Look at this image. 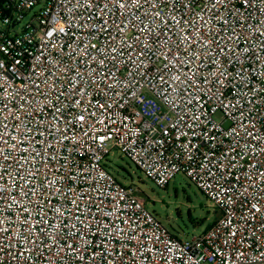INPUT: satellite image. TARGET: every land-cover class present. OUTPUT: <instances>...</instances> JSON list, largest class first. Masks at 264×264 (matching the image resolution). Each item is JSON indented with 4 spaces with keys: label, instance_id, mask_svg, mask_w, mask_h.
I'll return each mask as SVG.
<instances>
[{
    "label": "built area",
    "instance_id": "1",
    "mask_svg": "<svg viewBox=\"0 0 264 264\" xmlns=\"http://www.w3.org/2000/svg\"><path fill=\"white\" fill-rule=\"evenodd\" d=\"M0 21V264H264V0H0ZM113 148L217 218L181 239Z\"/></svg>",
    "mask_w": 264,
    "mask_h": 264
},
{
    "label": "rangeland",
    "instance_id": "2",
    "mask_svg": "<svg viewBox=\"0 0 264 264\" xmlns=\"http://www.w3.org/2000/svg\"><path fill=\"white\" fill-rule=\"evenodd\" d=\"M26 15L28 18L31 12ZM19 27L17 26L16 29ZM216 117H220L219 113ZM105 163L118 181L132 185L136 194L146 203L147 208L155 213L164 226L181 239L199 235L218 215L212 203L182 173L175 175L165 187H159L117 148L112 149ZM191 218L201 223L200 226H194Z\"/></svg>",
    "mask_w": 264,
    "mask_h": 264
},
{
    "label": "trees",
    "instance_id": "3",
    "mask_svg": "<svg viewBox=\"0 0 264 264\" xmlns=\"http://www.w3.org/2000/svg\"><path fill=\"white\" fill-rule=\"evenodd\" d=\"M216 212H217V210H216ZM216 218H217V217H216ZM190 220H191V222H192V224H193L194 226H200V224H201V223L195 222L194 219H192V218H191ZM211 223H212V222H211ZM211 223H210V224H211ZM210 224H208V225L204 228V230H205ZM204 230H203V231H204Z\"/></svg>",
    "mask_w": 264,
    "mask_h": 264
}]
</instances>
